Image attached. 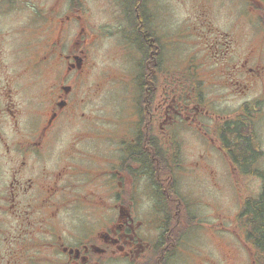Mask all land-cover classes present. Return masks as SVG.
<instances>
[{"label": "flooded vegetation", "instance_id": "1", "mask_svg": "<svg viewBox=\"0 0 264 264\" xmlns=\"http://www.w3.org/2000/svg\"><path fill=\"white\" fill-rule=\"evenodd\" d=\"M201 2L208 8L196 6L198 21L189 30V42L201 49L174 62L168 58L173 42L155 25L150 0L125 9L126 33L116 34L122 50L127 40L140 59L127 134L117 125L123 110L107 120L111 127L90 116L80 120L95 42L83 23L73 35L67 22L59 25L40 57L54 80L47 91L22 105L15 96L23 90V72L6 78L0 87V264H178L183 255L192 264L260 262L247 199L219 206L204 187L212 174L222 185L220 170L245 184L248 177L262 180L264 0ZM174 42L188 43L181 36ZM35 72L29 66L25 74ZM69 128L71 140L55 153ZM204 221L220 226L208 237L224 247L213 243L205 254L195 243L197 260L190 262L185 237Z\"/></svg>", "mask_w": 264, "mask_h": 264}, {"label": "rangeland", "instance_id": "2", "mask_svg": "<svg viewBox=\"0 0 264 264\" xmlns=\"http://www.w3.org/2000/svg\"><path fill=\"white\" fill-rule=\"evenodd\" d=\"M201 1L150 0L155 25H160L162 30L165 29L168 41L173 42L168 48L170 62H174L176 56L184 58L189 53L192 54L195 49H201L197 44L189 42L193 40L189 30L198 21L195 17L198 12L195 11L196 6L208 8V3ZM127 8L125 0H0V87H4L6 78L23 72L24 77L20 86L23 90L15 96L17 102L25 105L35 93L40 90L47 91L54 80L48 73V68L45 70L41 63L38 64L41 62L40 57L48 51V46L58 33L59 25L67 22L70 25L68 33L73 35L83 23L89 31V42L93 39L95 42L89 45L87 67L90 75L87 84L83 86L87 88L82 92L83 97H86V103L79 109L85 116L82 115L80 120L85 121L90 116L89 120L98 122V125L105 124L111 127L107 120L112 119L113 116H121L123 110L125 114L117 125L120 133L127 134V130L133 125L135 114L133 100L135 76L132 73L139 71L140 60L136 61L133 55L135 52L129 49L127 40L123 42L126 50L124 48L122 50V42L116 34L117 31L123 35L126 33L125 24L127 20L129 21L125 12ZM230 8H233V5ZM67 16H70L71 20L67 19ZM180 36L188 43L181 45L179 42H174L178 41ZM198 55L199 59H205L202 58L204 55L202 52ZM29 66L40 72H35L34 75L25 74ZM42 73L45 76H42ZM236 103L238 101L231 102L232 105ZM96 118L99 121H96ZM31 124L35 125V120ZM260 135L264 146V122ZM71 136L70 128L60 133L55 153L63 149L64 143H68ZM218 176L217 180L222 185L215 184V177L212 174L208 177L210 187H207L208 183L204 187L205 195L208 193L216 205L229 206V201L233 199L244 201L247 199L248 190L251 197H256L260 193L261 181L258 178L248 177V182L245 184L243 177L239 176L238 180L229 170H220ZM199 211L203 214L207 210L201 206ZM219 228V225L214 226L204 221L196 225L197 232L191 230L186 235L184 248L190 247V249L185 250L184 254L190 262L197 260L196 246L192 247L195 243L199 245L201 251H205V254L213 243L219 249L224 247L218 238L208 237ZM182 257L178 264H192L184 255ZM215 257L219 258V255Z\"/></svg>", "mask_w": 264, "mask_h": 264}, {"label": "trees", "instance_id": "3", "mask_svg": "<svg viewBox=\"0 0 264 264\" xmlns=\"http://www.w3.org/2000/svg\"><path fill=\"white\" fill-rule=\"evenodd\" d=\"M131 1L134 3L137 0ZM262 177L263 185L261 193L257 198L249 199L247 201V207L253 213L251 234L258 248L256 256H259L260 263L264 264V174H262Z\"/></svg>", "mask_w": 264, "mask_h": 264}]
</instances>
